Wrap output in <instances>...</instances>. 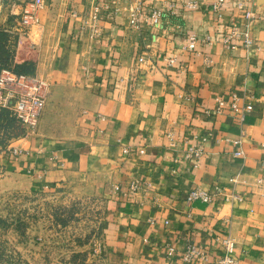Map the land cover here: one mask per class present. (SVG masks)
<instances>
[{"label":"crops","instance_id":"1","mask_svg":"<svg viewBox=\"0 0 264 264\" xmlns=\"http://www.w3.org/2000/svg\"><path fill=\"white\" fill-rule=\"evenodd\" d=\"M139 1L144 13L167 1L178 11L161 27L134 26ZM217 1L46 0L41 24L15 44L16 61H33L49 82L47 105L35 133L0 145V200L62 186L88 194L101 208L91 264H188L190 243L210 253L192 264H214L225 235L241 264H264V0H225L220 13ZM24 4L0 0V27L15 29ZM247 25L250 50L223 45ZM234 93L254 104L243 124L231 108L216 111ZM238 137L243 158L227 140ZM190 145L203 147L200 159L185 156ZM13 148L24 154L10 157ZM196 187L221 192L190 202Z\"/></svg>","mask_w":264,"mask_h":264},{"label":"built area","instance_id":"2","mask_svg":"<svg viewBox=\"0 0 264 264\" xmlns=\"http://www.w3.org/2000/svg\"><path fill=\"white\" fill-rule=\"evenodd\" d=\"M138 1V0H135ZM225 0H218L212 6L214 12L220 13L224 5ZM142 2L139 1V6L135 9L131 15V23L136 26L144 19L151 27L158 28L163 25L164 19L168 16L177 14V4L175 1H167L163 7H154L150 12H142ZM46 6V0H25V4L20 13L18 23L15 29L8 28V31L16 37L27 35L31 33L34 26L41 24L40 11ZM198 6L197 2H191L188 4L189 9H195ZM97 11L99 9L97 8ZM251 13H248L250 18ZM98 30L94 29L93 36L98 35ZM201 38L198 34H192L187 44L189 50H197L198 42ZM203 42L207 44H213V39L206 35ZM237 41H241L242 45L250 50L254 44L255 39L252 35L250 25H247L243 29L236 28L227 36L222 39L223 45L228 48H235ZM140 62H144V57L139 58ZM173 62V59H170ZM209 65L213 64V60H207ZM49 82L42 77L34 75H18L11 70H3L0 73V109H9L13 116L17 119L19 124L24 128L25 134L35 133L40 125V121L44 110L47 105V97L49 90ZM242 98L239 94L234 93L231 101L219 100L217 112H222L225 108H231L236 111L240 122L243 124L246 122L248 116L254 110V104L252 100L245 99L243 104H240ZM244 135V132L241 136ZM228 141L233 142L237 149L234 155L238 158L245 157V151L243 149L242 137L227 138ZM24 154V151L13 148L9 149L10 157H18ZM204 154V149L201 145H190L186 151L185 156L189 159H200ZM238 177H234L232 181L238 182ZM134 187H138L137 183H134ZM220 188L215 190H204L200 187L193 188L188 194V201H204L214 202L216 197L220 195ZM233 199L243 200L238 194L232 195ZM219 251L214 256V264H241V259L237 254V246L234 238L231 235H225L218 237ZM97 249L95 250L96 256L101 253L100 244L97 243ZM175 249L169 247V256H173ZM210 253L195 244L190 243L182 253V259L188 264H192L198 261H208Z\"/></svg>","mask_w":264,"mask_h":264},{"label":"rangeland","instance_id":"3","mask_svg":"<svg viewBox=\"0 0 264 264\" xmlns=\"http://www.w3.org/2000/svg\"><path fill=\"white\" fill-rule=\"evenodd\" d=\"M5 135L0 129V137ZM100 209L88 194L79 197L68 186L7 194L0 200V264L93 263Z\"/></svg>","mask_w":264,"mask_h":264},{"label":"trees","instance_id":"4","mask_svg":"<svg viewBox=\"0 0 264 264\" xmlns=\"http://www.w3.org/2000/svg\"><path fill=\"white\" fill-rule=\"evenodd\" d=\"M16 42V36H13L8 27H0V73L3 70H11L18 75H33L36 72V65L33 61H25L23 63H15V50L13 48ZM0 129L5 132V139L0 137V145L6 148L9 141L19 138L24 134V128H21L17 119L13 116L9 109H0ZM15 129L20 132L15 133Z\"/></svg>","mask_w":264,"mask_h":264}]
</instances>
